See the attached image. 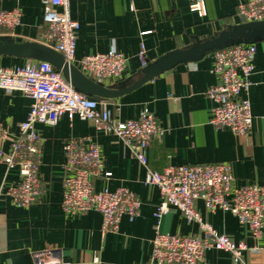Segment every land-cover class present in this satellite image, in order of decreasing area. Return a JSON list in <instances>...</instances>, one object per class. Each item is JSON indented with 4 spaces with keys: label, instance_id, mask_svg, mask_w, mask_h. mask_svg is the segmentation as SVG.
Here are the masks:
<instances>
[{
    "label": "crops",
    "instance_id": "0c3cea01",
    "mask_svg": "<svg viewBox=\"0 0 264 264\" xmlns=\"http://www.w3.org/2000/svg\"><path fill=\"white\" fill-rule=\"evenodd\" d=\"M194 1L198 0H70V15L79 23L76 58L113 48L127 57L122 76L103 83L121 94L99 101L123 122L137 119L144 109L156 115L164 133L148 149L150 170L223 162L232 166L235 187L264 186V40L255 44V70L247 96L253 123L247 137L209 123L213 103L206 92L219 81L212 73L214 52L197 62L179 64L134 88L148 64L245 23L237 9L247 0H203V15L191 10ZM14 9L21 11L20 23L12 30L0 29V40L43 44L47 27L42 0H0V10ZM143 48L146 66L139 57ZM30 60L0 56L5 68L22 67ZM31 104L32 99L23 93L0 88V121L11 135L19 131ZM35 128L44 141L39 168L44 191L36 203L26 208L12 203L7 193L18 183L19 174L0 164V264H35L38 253L59 264H151L156 211L162 196L158 187L145 183L147 169L117 136L98 131L79 117L64 115L56 127L36 124ZM86 137L101 148L104 172L112 173L96 180V190L123 187L141 201L138 216L133 220L124 216L116 233L103 232V218L97 211L67 215L62 209L66 145L71 139ZM196 209L219 233L247 245L245 264H264V232L256 240L233 213H209L202 201L196 203ZM161 220L162 233L201 236L198 224L188 222L177 210ZM200 264L233 262L229 253L211 249Z\"/></svg>",
    "mask_w": 264,
    "mask_h": 264
},
{
    "label": "built area",
    "instance_id": "2783aa9c",
    "mask_svg": "<svg viewBox=\"0 0 264 264\" xmlns=\"http://www.w3.org/2000/svg\"><path fill=\"white\" fill-rule=\"evenodd\" d=\"M42 3L43 21L47 27L43 44L53 48L66 62L95 82L103 84L122 76L128 59L114 48L106 53L76 58L79 23L70 15V0H42ZM191 10L205 14L204 1H194ZM237 14L245 23L264 22V0L240 3ZM21 16L19 9L0 10V29H14ZM256 52L255 44H240L214 52L212 73L219 81L207 90L206 96L213 103L209 123L216 129L227 128L240 137L249 135L253 115L247 96L252 86ZM139 57L146 66L144 48ZM0 88L19 91L32 99L30 112L19 124L16 134L11 135L0 121V164H4L7 171L16 169L19 174L18 183L7 193L14 205L29 207L44 191L39 171L44 141L36 124L56 127L67 115L70 119L79 117L89 121L96 130L117 136L130 155L147 169L145 183L159 188L162 202L156 211L151 264H200L211 249L229 253L233 264H245L243 253L248 249L247 245L235 243L205 221L196 209L198 201L204 203L209 213L218 210L233 213L254 239L262 238L264 186L235 187L231 164L171 165L162 172L148 168V149L164 133L154 113L144 109L137 119L119 121L102 108L103 102L77 92L62 72L47 62L36 60L11 68L0 63ZM64 172L62 209L65 214L83 215L97 211L103 218L104 233L118 232L124 216L131 220L138 216L141 201L131 190L123 187L96 190V180L109 178L112 173L104 172L101 148L90 138L68 141ZM173 210L179 211L188 222L198 224L201 236L162 233L161 219ZM35 264L59 263L49 262L38 253Z\"/></svg>",
    "mask_w": 264,
    "mask_h": 264
},
{
    "label": "water",
    "instance_id": "95a60500",
    "mask_svg": "<svg viewBox=\"0 0 264 264\" xmlns=\"http://www.w3.org/2000/svg\"><path fill=\"white\" fill-rule=\"evenodd\" d=\"M264 40V22L242 23L220 32L194 47L186 50L174 51L161 57L156 63L148 64L144 77L135 83L134 88L152 80L160 73L170 70L179 64L197 62L210 52H216L240 44H256ZM11 55L31 60L47 62L62 72L66 81L75 90L97 100L114 98L121 93L106 87L84 75L76 66L65 61L61 54L53 48L41 43L23 42L20 39L0 40V56Z\"/></svg>",
    "mask_w": 264,
    "mask_h": 264
}]
</instances>
